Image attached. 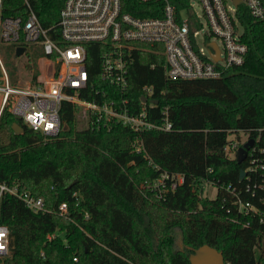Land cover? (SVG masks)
Here are the masks:
<instances>
[{"label": "trees", "instance_id": "1", "mask_svg": "<svg viewBox=\"0 0 264 264\" xmlns=\"http://www.w3.org/2000/svg\"><path fill=\"white\" fill-rule=\"evenodd\" d=\"M26 1L59 40L66 0H2L1 18L25 17ZM121 7L157 17L163 3L121 0ZM240 20L246 60L222 78L168 80L163 55L145 43L133 50L124 94L128 106L140 112L145 96L147 118L156 124L169 108L179 132H135L119 123L93 128L74 104L64 102L66 127L48 135L24 124L8 102L0 115V185L41 198L45 210L34 211L12 192H1L0 224L8 226L9 241L0 264H191L190 255L204 244L221 250L227 264L264 263V20L247 9ZM104 50L102 44L87 45L84 98L100 99L97 89L122 91L101 77ZM2 51L5 59L21 62L25 56L36 82L39 46H28L21 56L12 44L1 45ZM16 121L22 133L12 129ZM240 129L254 140L242 162L227 151L230 135ZM242 169L247 173L241 180ZM162 174L169 177L156 185ZM207 183L217 189L214 198L202 196ZM239 200L252 207L241 210ZM175 230L184 249L177 247Z\"/></svg>", "mask_w": 264, "mask_h": 264}, {"label": "built area", "instance_id": "2", "mask_svg": "<svg viewBox=\"0 0 264 264\" xmlns=\"http://www.w3.org/2000/svg\"><path fill=\"white\" fill-rule=\"evenodd\" d=\"M163 3L162 15L135 16L122 12L121 0H66L59 15V40L49 35L34 9L28 5L25 17L1 18L0 0V115L12 100V112L28 127L48 135H56L64 127L63 104L70 102L79 109L87 123L97 129L122 124L135 132L152 130L171 131L168 108L165 120L156 124L147 118V101L140 112L128 106L125 91L128 70L133 62V50L144 49L138 43L149 44L165 57L164 75L168 80L222 78L244 64L248 45L243 40L244 26L240 11L247 9L255 20H264V0H139ZM196 6L199 7V11ZM105 46L101 55V77L107 83L121 88V93L96 90L100 96L87 99L80 92L89 85L87 45ZM216 44L219 57L214 58ZM16 48L39 46L45 61L46 73L36 82L13 84L5 66L1 45ZM33 75H31V78ZM151 91L150 88H147ZM151 104L154 102L150 101ZM228 149V147H227ZM162 174L156 185L162 184ZM178 182L183 181L177 175ZM175 184H173V187ZM10 191L34 211H44V202L29 192L0 185ZM239 208L252 206L241 200ZM67 212V204L59 207ZM56 233L50 234L51 240ZM9 228L0 224V254L8 252Z\"/></svg>", "mask_w": 264, "mask_h": 264}, {"label": "rangeland", "instance_id": "3", "mask_svg": "<svg viewBox=\"0 0 264 264\" xmlns=\"http://www.w3.org/2000/svg\"><path fill=\"white\" fill-rule=\"evenodd\" d=\"M197 10L199 11V7L196 6ZM34 46V45H33ZM32 47V46H30ZM39 49V48H38ZM16 52V51H15ZM2 53V59H3V62L5 64V66L7 67V70L11 76V81L12 83L14 84H27V83H33L34 80L33 78H31V75H33L34 73V70L33 69H28L27 67L24 66V63L23 61H26V57H22L23 61H16L12 58H9L7 57V59L3 58V51L1 52ZM37 67H38V70H39V75L38 77H43L44 76V73H46V69H45V61L39 57L37 59ZM13 76L15 77V81L13 79ZM1 92H0V100H1ZM169 110V108H168ZM169 113V111H168ZM66 127V126H64ZM174 132H179L181 131V129H177L175 128V126L173 125V129H172ZM248 133L245 132L244 130L240 129L238 132H235L233 134L230 135V144L228 145V153H229V156L232 157V158H236L237 156V150L239 147H241L244 143H246L248 141ZM144 137L142 138V147L145 151H147L145 145H144ZM147 155L152 159V157L149 155V153L147 152ZM161 180V179H159ZM148 186V184H147ZM217 194V189L216 187L212 184V183H207L203 189H202V196L203 197H210V198H214ZM175 234H176V244H177V247L180 248V249H184V245L182 243V238H181V233L179 230H175ZM259 250L261 249H258L257 250V254H259ZM264 264V263H262Z\"/></svg>", "mask_w": 264, "mask_h": 264}, {"label": "water", "instance_id": "4", "mask_svg": "<svg viewBox=\"0 0 264 264\" xmlns=\"http://www.w3.org/2000/svg\"><path fill=\"white\" fill-rule=\"evenodd\" d=\"M235 2L239 3L240 0H235ZM216 50L214 53V58L219 57V50L216 46V44H211ZM25 52V47L24 46H18L16 48V54L17 56H21ZM143 100H146V97L143 96ZM156 103V101H154ZM12 129L16 133H22L24 131V127L18 123L17 121L12 124ZM254 140L250 139L246 143H244L241 147L238 148L237 150V156L236 159L238 162H242L243 160L246 159L248 155V150L249 148L253 145ZM246 170L242 169L240 171V179H244L246 176ZM74 182L71 183V185ZM190 261L191 264H227L226 260L224 258L223 252L221 250H218L215 247H212L208 244H204L200 246L198 249H196L191 255H190Z\"/></svg>", "mask_w": 264, "mask_h": 264}]
</instances>
